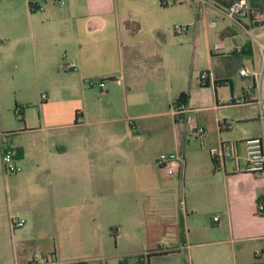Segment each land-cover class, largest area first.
I'll use <instances>...</instances> for the list:
<instances>
[{
	"label": "crops",
	"instance_id": "1",
	"mask_svg": "<svg viewBox=\"0 0 264 264\" xmlns=\"http://www.w3.org/2000/svg\"><path fill=\"white\" fill-rule=\"evenodd\" d=\"M10 1L0 65L42 66L52 87L37 119L23 112L7 139L0 133L2 264H168L185 254L190 264H264V176L244 170V141L259 133L255 91L239 74L261 67L264 0H239L261 12L256 21L227 17L235 0H34L36 10L0 0V14ZM93 78L104 91L86 85ZM6 140L19 172L3 169ZM174 154L182 165L165 175L156 159ZM33 253L44 260L30 263Z\"/></svg>",
	"mask_w": 264,
	"mask_h": 264
},
{
	"label": "built area",
	"instance_id": "2",
	"mask_svg": "<svg viewBox=\"0 0 264 264\" xmlns=\"http://www.w3.org/2000/svg\"><path fill=\"white\" fill-rule=\"evenodd\" d=\"M35 9L40 8L39 5L34 0H30ZM59 1L61 4L64 0H54ZM202 4H208V0H197ZM224 14L229 18H234L240 15H246L250 17L251 20L256 21L262 17L261 12L253 7H250L247 3H244L239 0H235L231 2V4L226 8ZM174 34H184L187 31V27L185 25H175L173 27ZM261 51V67L258 70H249L246 68H242L239 70V74L247 79H251L253 81V88L255 91V95L253 98V104L257 108V121L259 124V133L255 136H251L245 139L244 143L246 146L247 152V164L244 167L246 172L262 175L264 176V85L262 81L264 80V45H260ZM221 46L219 44H214L212 46V50H218ZM65 69L71 68V66L63 65ZM75 68V67H73ZM200 79L207 80L208 72L203 71L200 74ZM86 85L90 87H96L100 91H104L106 87V83L104 79L101 78H93L86 81ZM42 98H45L46 94L41 95ZM174 114L177 116L179 113H183L185 109L180 107L177 109L176 107H172ZM10 133H3L2 137H8ZM190 136L202 140L204 138V129L198 125H193L190 128ZM2 166L5 172L8 173H16L21 170V166L17 163V157L14 150L9 146L8 140L3 142L2 144ZM183 159L179 154H174L170 156H161L156 159V164L160 171H162L165 175H173L176 174L180 166L182 165ZM258 210H263L262 203H259L257 206ZM217 218L215 217L214 220ZM12 227H20L23 225L21 220H11ZM42 258L44 260V256L39 253H33L29 257L30 263H37V261ZM46 259V257H45Z\"/></svg>",
	"mask_w": 264,
	"mask_h": 264
},
{
	"label": "rangeland",
	"instance_id": "3",
	"mask_svg": "<svg viewBox=\"0 0 264 264\" xmlns=\"http://www.w3.org/2000/svg\"><path fill=\"white\" fill-rule=\"evenodd\" d=\"M7 3V2H6ZM5 9V14H0V23L3 22L5 18L14 14L16 9V3L12 1ZM27 6V3H26ZM3 16V17H2ZM190 50V51H189ZM206 54L204 51H199L198 58L195 64V74L197 76L201 72L205 71L206 64ZM186 59V58H185ZM186 66L190 70L191 64V49H188L187 63ZM52 87V71H46L44 67L26 68L22 67L19 70H15L11 67V64H1L0 65V133H11L14 126L19 124L18 117L14 113L15 103L20 105V109L23 110L25 118L29 122H33L38 118L39 107L41 102V95L45 93L47 88ZM3 136V135H2ZM170 236L173 231L168 233ZM178 236V234H177ZM176 240H179L176 237ZM179 242V241H178ZM114 245V244H113ZM157 245H153L152 248ZM160 246L165 248L172 246V241L169 238H163L161 240ZM122 247V246H120ZM181 251L186 253L184 249ZM190 256V255H189ZM195 256V257H194ZM169 256L168 264H190L188 261V255H183L179 258H174V256ZM191 259L196 260V255H191ZM166 259V260H167ZM3 257L0 255V264L3 263ZM130 264V260L127 261ZM122 264L126 262L122 261Z\"/></svg>",
	"mask_w": 264,
	"mask_h": 264
},
{
	"label": "trees",
	"instance_id": "4",
	"mask_svg": "<svg viewBox=\"0 0 264 264\" xmlns=\"http://www.w3.org/2000/svg\"><path fill=\"white\" fill-rule=\"evenodd\" d=\"M28 6L30 7L31 10H36L33 5H32V2L30 0H28ZM199 82L201 84H207L208 81L207 80H203V79H199ZM216 83H220V82H223V81H215ZM188 98H189V94L188 92L186 91H182L180 92L176 98L174 99V101L172 102V107H176L177 109H180V107H182L183 109L186 108V105H187V102H188ZM20 105L19 104H15L14 106V113L15 115L18 117L17 119L19 121H23L24 118H23V110L20 109ZM177 118H183V113H179L177 115ZM77 264H84V263H77Z\"/></svg>",
	"mask_w": 264,
	"mask_h": 264
}]
</instances>
